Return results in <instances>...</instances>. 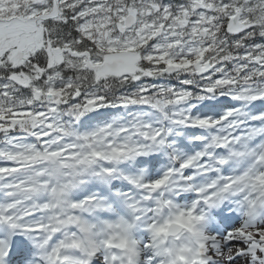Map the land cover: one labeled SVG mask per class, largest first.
Here are the masks:
<instances>
[{
    "label": "snow or ice",
    "instance_id": "1",
    "mask_svg": "<svg viewBox=\"0 0 264 264\" xmlns=\"http://www.w3.org/2000/svg\"><path fill=\"white\" fill-rule=\"evenodd\" d=\"M0 264H264V0H0Z\"/></svg>",
    "mask_w": 264,
    "mask_h": 264
}]
</instances>
